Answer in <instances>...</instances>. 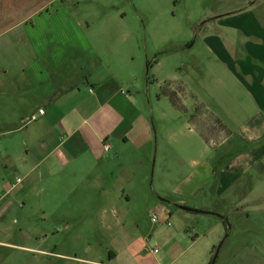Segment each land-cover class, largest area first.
<instances>
[{
  "label": "crops",
  "instance_id": "0c3cea01",
  "mask_svg": "<svg viewBox=\"0 0 264 264\" xmlns=\"http://www.w3.org/2000/svg\"><path fill=\"white\" fill-rule=\"evenodd\" d=\"M262 1L239 5L210 17L225 32L209 34L208 48L215 55L218 68L231 75V80L218 81L217 96H197L190 92L193 102L187 104L179 95L184 87L177 85V91L171 83L166 93L176 109L191 114L205 142L220 140L221 145H227L235 136L230 144L236 152L220 172L223 187L233 189L231 197L239 191L237 181L249 166H264ZM107 35L94 32V21L83 22L76 16H1L0 12V126L16 124L9 122L8 117L12 120L28 117L26 123L34 122V127L27 126L24 130L25 143L41 155L28 166V180L23 188L43 192L47 204L60 207L57 212L62 213L66 210V197L85 198L89 202L85 203L86 208L79 204L71 206L70 211L93 210L100 222L113 230L125 226L128 220L131 222L128 216L132 198L141 193L138 187L154 150L158 154L159 141L155 140L150 114L141 105L142 91L125 92L122 89L125 82L109 60L111 52L106 51L107 58H102L96 39ZM128 77L137 88L139 78L130 74ZM211 100L215 103L210 104ZM39 109H44V113H39ZM244 114L249 116L246 121L241 120ZM237 139L245 140L251 147L238 153L241 142ZM106 143L110 145L108 150L104 147ZM128 147L139 154L136 162L139 165L133 169L128 167L124 156ZM195 162L192 160L191 164ZM210 168L211 164H203L193 168L190 174L210 180L215 173ZM257 178L264 181V173ZM165 193L160 191L156 195ZM256 194L258 198L264 197V191ZM10 208L7 203L0 207V219ZM158 208L164 210L165 220L173 214L166 206ZM219 217L224 221L223 216ZM84 222L85 219L68 222L58 216L53 228L73 224L82 228ZM253 225L257 229L264 226L258 222ZM4 230L8 236L12 235L9 228L0 232ZM8 236L0 239V264H35L36 257L39 261L33 254L36 247L31 245L35 238L28 231L20 233L21 243ZM48 236L45 234L44 240ZM258 241L264 245V238ZM195 242L196 239L190 245ZM148 243L149 238L140 234L122 242L113 240L107 255L95 254L94 260L87 261L89 264H193L196 257L190 255L181 262L179 258L185 249L178 247L168 261L159 254L149 258ZM16 250L21 251L20 257L15 255ZM38 251L44 255L46 264H51L53 257L58 258L53 264H66L61 263L66 256L63 253Z\"/></svg>",
  "mask_w": 264,
  "mask_h": 264
},
{
  "label": "rangeland",
  "instance_id": "374dc122",
  "mask_svg": "<svg viewBox=\"0 0 264 264\" xmlns=\"http://www.w3.org/2000/svg\"><path fill=\"white\" fill-rule=\"evenodd\" d=\"M255 1L263 2L0 0L1 16H76L83 22L94 21L96 34H109L96 39L102 58H107L106 51L111 52L109 60L114 62L115 72L123 78L125 92L142 91L141 105L149 112L155 140L159 141L158 154L154 150L138 187L141 193L132 198L128 216L131 222L128 220L125 226L111 230L100 222L93 210L70 211L71 206L79 204L86 208L85 203L89 202L85 198L66 197V210L62 213L57 212L60 207L47 204L43 192L22 187L28 180V166L41 152L25 143L24 130L34 122L26 123L28 117L24 120L8 117L9 122L16 124L6 128L0 126V196L3 195L0 207L7 203L11 208L0 219V229L9 228L12 235L8 236L5 229L0 232V239L8 236L21 243L20 233L28 231L35 238L31 243L36 247L33 254L39 259L37 261L36 257L35 264H46L44 255L38 251L41 249L66 255L61 263L89 264L87 259L94 260L95 254L107 255L113 247V240L122 242L139 234L149 238L146 249L149 258L159 254L165 255L168 261L175 249L182 247L185 252L179 258L181 262L192 255V258L196 256L193 264H211L215 250L222 242L214 264H264V245L258 241L264 238V226L257 229L253 225L256 222L264 225V197L256 196V192L264 191V181L257 178L264 173V166H249L237 181L239 191L231 197L233 189L223 187L220 172L230 164L236 152L230 144L234 143L235 136L227 145H221L220 140L210 144L205 142L191 114L176 109L166 95L168 83H171L177 91V85L184 87L179 95L187 100V104L193 102L190 92L197 96H217L220 91L218 81L221 78L231 80V75L218 68L215 55L208 48L206 39L209 34L225 32L210 17ZM129 74L132 78L133 75L139 78L137 88ZM248 118L246 114L241 116L242 121ZM21 125L20 130H14ZM238 140L241 142L238 153L251 147L245 140ZM138 155L131 147L127 148L124 156L131 169L139 165L136 163ZM192 160H196L195 164H191ZM203 164H211L210 169L215 171L210 180L197 179V175L190 174L193 168ZM9 188L11 190L6 192ZM160 191L166 193L156 195ZM173 200L175 203L167 202ZM157 205L168 207L173 214L165 220L164 210ZM217 214L226 216L228 223ZM58 216L68 222L82 219L85 222L82 228L73 224L54 229L53 223ZM47 233L49 236L44 240ZM195 239L196 242L190 245ZM14 253L19 257L22 254L20 250ZM56 260L58 258L53 257L51 264Z\"/></svg>",
  "mask_w": 264,
  "mask_h": 264
},
{
  "label": "water",
  "instance_id": "95a60500",
  "mask_svg": "<svg viewBox=\"0 0 264 264\" xmlns=\"http://www.w3.org/2000/svg\"><path fill=\"white\" fill-rule=\"evenodd\" d=\"M217 215L222 216V215H220V214H217ZM221 244H222V242H221V243L218 245V247L216 248L215 253H214V255H213V257H212V260H211V264H214V263H215V260H216V258H217V256H218V253H219V250H220V246H221Z\"/></svg>",
  "mask_w": 264,
  "mask_h": 264
},
{
  "label": "built area",
  "instance_id": "2783aa9c",
  "mask_svg": "<svg viewBox=\"0 0 264 264\" xmlns=\"http://www.w3.org/2000/svg\"><path fill=\"white\" fill-rule=\"evenodd\" d=\"M39 113H44V109H39ZM36 117H37L36 115H33V119H36ZM104 147H105V150H108L109 147H110V145L106 143ZM18 181L20 182L21 181V178H19ZM155 219L157 220V218H155ZM157 250L158 249H155V251H157Z\"/></svg>",
  "mask_w": 264,
  "mask_h": 264
},
{
  "label": "trees",
  "instance_id": "16d2710c",
  "mask_svg": "<svg viewBox=\"0 0 264 264\" xmlns=\"http://www.w3.org/2000/svg\"><path fill=\"white\" fill-rule=\"evenodd\" d=\"M173 101L177 103V101L175 100V98H173ZM223 218H224V222L227 224L228 223L227 217L226 216H223Z\"/></svg>",
  "mask_w": 264,
  "mask_h": 264
}]
</instances>
